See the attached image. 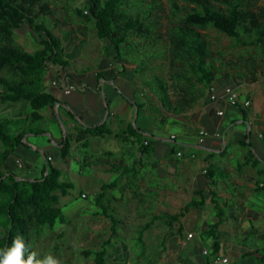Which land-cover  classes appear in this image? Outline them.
I'll return each instance as SVG.
<instances>
[{
	"label": "crops",
	"instance_id": "1",
	"mask_svg": "<svg viewBox=\"0 0 264 264\" xmlns=\"http://www.w3.org/2000/svg\"><path fill=\"white\" fill-rule=\"evenodd\" d=\"M81 4L70 16L49 4L51 14L41 19L58 40L66 66L46 71L53 89L44 86L57 103L33 126L42 133L26 136L18 146L15 172L39 178L50 158L66 182L81 185L82 199L93 194L96 208L101 186L118 182L100 198V206L110 210L114 202L128 199L137 208L117 223L114 234L108 223L102 264H223L222 258L226 264H264V77L248 84L240 71L225 70L215 76L214 92L209 88L190 111L168 114L155 93L141 85L134 66L116 64L113 48L97 37L94 23L77 16ZM27 32L36 51L40 47ZM226 87L250 106L229 105ZM98 126L109 133L77 141L78 129ZM200 131L207 133L201 144ZM66 141L69 154L61 158ZM200 200L201 207L177 221L155 220ZM98 209L91 213L103 220L111 216ZM145 224L149 227L143 229ZM76 233L56 232L66 240Z\"/></svg>",
	"mask_w": 264,
	"mask_h": 264
},
{
	"label": "trees",
	"instance_id": "2",
	"mask_svg": "<svg viewBox=\"0 0 264 264\" xmlns=\"http://www.w3.org/2000/svg\"><path fill=\"white\" fill-rule=\"evenodd\" d=\"M180 1L83 0L76 9L77 16L92 21L97 37L113 48L114 62L133 65L141 85L155 93L171 115L190 111L215 76L225 70L240 71L248 84L264 77L260 71V64L264 66L263 0ZM50 14L46 0H0V104L20 103L26 109L22 119L0 121V251H7L18 237L25 247V259L34 253L31 231L52 228L56 222L67 224L57 207V194L64 197L72 189L49 160L39 178L15 172L18 146L26 136L42 133L33 126L43 110L57 103L44 86V74L50 66H66L58 40L41 21ZM23 29L30 32L39 49L27 52L15 42V32ZM210 30L229 38L231 47L241 52L228 58L224 51L214 49L207 34ZM11 125H17L18 130H12ZM108 133L103 126L83 128L77 130L76 139ZM69 150V141L63 142L61 158L67 157ZM117 186L116 181L101 186V194L96 196L98 208L108 210L100 206V198ZM212 195L220 218L216 195ZM202 203H188L179 213L155 220L177 221ZM109 219L114 234L116 222L112 216ZM148 227L145 224L143 229ZM211 237L214 239L213 234ZM102 255L103 251L97 253L93 264H102Z\"/></svg>",
	"mask_w": 264,
	"mask_h": 264
},
{
	"label": "rangeland",
	"instance_id": "3",
	"mask_svg": "<svg viewBox=\"0 0 264 264\" xmlns=\"http://www.w3.org/2000/svg\"><path fill=\"white\" fill-rule=\"evenodd\" d=\"M46 1L51 5L54 12L65 13L66 16H70L72 13V7L75 4L79 5L81 2V0ZM177 1L181 4L180 0ZM262 3L264 4V0ZM207 34L209 42L212 44L213 48L224 51L228 58L241 52L238 49L232 48V41L224 35L217 34L213 30L208 31ZM14 39L15 42L27 52H33L36 49V45L30 39L26 29L16 31ZM53 74L55 76V73ZM44 76H46V78H44L45 84L47 83L49 89L52 90L53 87L50 86V81L48 79L51 74L45 72ZM25 113L26 109H24L20 103L0 104V121L22 119ZM10 128L15 131L18 130L17 125H11ZM110 146L114 149L116 148L114 144ZM33 158L43 160L42 154L40 153H38L37 156L33 153ZM49 164L53 166L54 162H49ZM63 180L66 181L64 178ZM71 185L72 189L67 196L63 197L57 194V207L66 218L67 224L63 225L56 222L52 228L45 226L39 232L35 233L34 231H31L30 244L36 259L41 261L48 256H52L57 259L60 264H93L97 253L104 249L105 242L103 239L107 234L108 223H110L111 220L109 218L103 220L105 217L100 218L99 216L94 215V212L91 213V211H97L98 213L100 211L95 207L93 194L89 193L86 199H82L78 193L81 185L78 184L77 181H73ZM134 206L137 208L135 201L128 199H122L113 203V206L107 211L115 219L116 223L114 224L115 226L113 225V228L117 227L122 221V218L127 220L126 216L131 215ZM75 229L77 232L75 236L73 235L75 239L66 240L61 238L62 235L57 237L56 232H61L62 234L64 230H68L69 234V232H72V230L74 231Z\"/></svg>",
	"mask_w": 264,
	"mask_h": 264
},
{
	"label": "clouds",
	"instance_id": "4",
	"mask_svg": "<svg viewBox=\"0 0 264 264\" xmlns=\"http://www.w3.org/2000/svg\"><path fill=\"white\" fill-rule=\"evenodd\" d=\"M25 257V247L22 241L17 237L7 251H0V264H60L52 256L46 257L43 261L36 259L35 254L31 253Z\"/></svg>",
	"mask_w": 264,
	"mask_h": 264
},
{
	"label": "built area",
	"instance_id": "5",
	"mask_svg": "<svg viewBox=\"0 0 264 264\" xmlns=\"http://www.w3.org/2000/svg\"><path fill=\"white\" fill-rule=\"evenodd\" d=\"M86 13V12H85ZM55 84V83H53ZM73 90V87L70 86L65 90L66 94H69L71 91ZM210 92L213 93L214 89L210 87ZM223 94L224 96L227 98V102L229 103V105L233 106V107H240V108H248L251 104V102L249 100L243 99L241 98V96L232 88L226 87L223 90ZM212 99H215V96H211ZM221 115V113H219ZM207 133L205 131H200L199 132V137H198V143L201 144L204 140V138L206 137ZM172 139L174 137H171ZM144 144L146 145L147 142H144ZM177 156H181V153H177ZM48 160H50V158H48ZM20 165V164H19ZM81 197L83 198L84 195H81ZM190 237V235L188 236ZM204 254H206V252L204 251ZM221 263L226 264L227 263V259L226 258H222L219 259Z\"/></svg>",
	"mask_w": 264,
	"mask_h": 264
}]
</instances>
